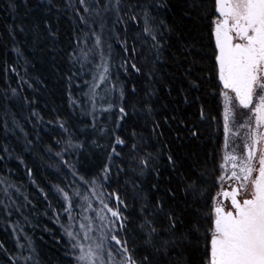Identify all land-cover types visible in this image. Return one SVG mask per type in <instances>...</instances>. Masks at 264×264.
Listing matches in <instances>:
<instances>
[{
  "label": "snow or ice",
  "instance_id": "6c2138e0",
  "mask_svg": "<svg viewBox=\"0 0 264 264\" xmlns=\"http://www.w3.org/2000/svg\"><path fill=\"white\" fill-rule=\"evenodd\" d=\"M70 6L78 18L77 24L83 28L73 36L75 47L68 57L73 67L79 64V71L88 69L92 74V79L85 81L88 87L85 96L91 103V111L85 109V112L92 116L90 127L96 131L97 96L107 84L110 72L112 45H107L109 55L106 56V33H110L109 39L115 37L119 40L117 25H122L127 35L130 26L139 28L143 22V28L131 48L127 39L121 43V48L127 53L121 67L139 73L140 68L135 62L139 55L136 45L139 43L141 48L148 46L149 54L155 56L148 76L150 80L154 79L156 63L167 44L165 33L171 32L163 19H157L154 10L167 8V0H128V3H123V0H77L76 5ZM8 7H15L13 0H9ZM188 14L190 19L202 22L200 39L204 42L201 49L210 50V55L201 57L209 65L204 69L209 73L207 80L196 77L190 82V88L200 91L205 84L210 85L214 89V98H217V109H222V112L219 116L210 117L201 104L198 112L192 113L195 119L177 123L186 130L190 141H196L202 135L201 123L210 119L217 125L218 132L222 116L223 144L205 154V170L198 174L192 168L184 171L183 165L178 164V159L169 150L167 163L178 175L165 181L163 195L157 197L143 195L142 186L132 182L130 206L128 193L121 195L119 188L105 191L111 185V161L120 156L116 147L128 148L131 139L129 152L139 161L133 170L144 175L151 166L157 176L152 187L155 192H161V173L152 161L163 153L140 155L143 137L133 130L130 137L122 138L113 129V139L110 140L112 152L108 154L110 163L93 176L72 171L74 183L78 180L80 186L87 187L89 195L82 196L78 187L69 191L67 187L55 186L57 194L67 205L64 208L68 216L65 231L76 254V264H193L184 256V252L192 248L191 238L195 239L193 250L199 253L196 264H264V0H191ZM113 16L109 29V18ZM97 26L99 32L96 31ZM48 30L51 34V29ZM190 48V45L186 47L185 55ZM75 75L72 72L69 80ZM188 75H191V69ZM110 91H119V103L113 98L101 111L113 113L118 109L116 128H122L130 115L126 93L123 88L117 90L113 87ZM12 93L16 95V89H12ZM136 93L134 86L131 95ZM189 94L185 95L184 102L196 103L199 98L190 102ZM154 96L155 90H147L142 99L132 104L131 113L138 115L143 112L146 118L151 116ZM70 102L75 103L71 97ZM169 120H176V116L165 117L164 123ZM56 123L69 133L65 121L57 120ZM13 124H16L15 120ZM158 129L162 135V125L153 121L152 132L155 134ZM5 130H8L7 121ZM99 131L103 133L105 130L100 128ZM73 139L69 133L67 146L81 147L74 145ZM214 140L218 143L217 134H214ZM30 143L26 139V144ZM3 152L12 155L7 145ZM122 171L116 169L117 178ZM27 172L31 177L32 170ZM173 180L176 181L174 185ZM2 183L4 186L0 192L4 199L0 200V211L11 215L15 204L10 194L13 185L6 179ZM128 183L125 182L126 187ZM16 191L19 192L18 187ZM193 204H200L202 208L192 211L186 219L184 212L192 209ZM15 211L19 212L21 208L16 207ZM130 225H134L131 231ZM130 236L138 238L141 243L136 244ZM201 240L203 247L200 246ZM17 247L23 249L25 246L17 241ZM0 249H4L3 244H0ZM31 259V256L24 257L25 264ZM7 264H20V259L10 256Z\"/></svg>",
  "mask_w": 264,
  "mask_h": 264
},
{
  "label": "trees",
  "instance_id": "16d2710c",
  "mask_svg": "<svg viewBox=\"0 0 264 264\" xmlns=\"http://www.w3.org/2000/svg\"><path fill=\"white\" fill-rule=\"evenodd\" d=\"M13 2L15 7L9 8V0H0V188L6 179L13 185L10 194L15 201L11 215L0 211V244L4 245V249H0V264H7L10 256L19 257L20 264H25L24 257L27 256L32 257L28 264H76V254L72 251L65 231L68 216L64 208L67 205L57 194L55 186L67 187L69 191H75L78 187L82 196L89 195L87 187L80 186L78 180L74 183L72 171L76 170L78 175L93 176L110 163L108 154L112 152L110 140L113 139V129L122 138L130 137L133 130L143 137L140 155L148 152L155 155L158 151L163 153L159 159L152 161V165L161 173V192H155L152 187L157 182V176L151 166L144 175L133 170L139 161L129 152L131 139L128 148L116 147L120 156L111 161V185L105 191L119 188L121 195L128 193L130 206L132 182L142 186L143 195L157 197L163 195L165 181L178 175L172 172L167 163L169 150L178 159V164L183 165L184 171L192 168L198 174L205 170V154L223 144L222 116L218 132L217 125L210 119L201 123L199 129L202 135L196 141H190L186 130L177 123L179 120L191 122L195 119L192 113L198 112L201 104L210 117L219 116L222 112V109H217V98H214V89L210 85L205 84L200 91L190 88V82L196 77L207 80L209 73L204 69L209 65L201 57L210 55V50L201 49L204 42L200 39L202 22L189 18L188 6L191 0H167V8L154 10L157 19H163L171 32L165 33L167 44L156 63V75L150 80L148 73L153 68L155 56L149 54L148 46L141 48L139 43L136 45L139 55L135 62L140 68L139 73L121 67L127 55L121 43L127 39L128 47L131 48L133 40L143 28V22L139 28L130 26L127 35L123 26L117 25L119 40L115 37L109 39L110 33L105 35L106 56L109 55L107 45H112L110 72L107 84L99 90L97 96V130L93 131L90 127L93 118L85 112V109L91 111V103L85 96L88 90L85 81H90L92 74L88 69L79 71V64L73 67L68 57V53L75 47L73 36L83 28L77 24L78 18L70 6L76 5L77 0ZM123 3H128V0H123ZM112 19L114 16L109 18V29ZM96 31H100L99 26ZM189 45L190 52L185 55ZM128 63H131V58ZM189 69L191 75H188ZM72 72L76 75L69 80ZM134 86L137 93L132 96ZM113 87L125 90L130 113L124 127L118 129V109H114L113 113L101 111L108 107L113 98L119 103V91L112 93L110 90ZM12 89H16V95H13ZM150 89L155 90L153 114L147 118L143 112L133 115L132 104L142 99ZM186 94H189L190 102L199 99L194 104H186ZM70 97L75 103L70 102ZM137 107L140 105L137 104ZM173 114L176 120L164 123L165 117ZM13 120L16 124H13ZM57 120L66 122L69 133L74 137L72 143L81 147L67 146L69 133L59 127ZM153 121L162 125V135L159 129L155 134L152 132ZM100 128L105 131L100 132ZM214 134L218 136V143L214 140ZM26 139L31 143L26 144ZM5 145L12 155L3 152ZM49 148L51 151H48ZM57 152L61 155L57 156ZM117 168L123 170L119 178ZM28 169L32 170L31 177ZM126 181L130 182L127 187ZM175 183L173 180L172 184ZM17 187L19 192L16 191ZM3 199L4 195L0 192V200ZM76 203L79 205L80 201ZM167 204L166 201V210ZM16 207H20L21 211H15ZM198 208H202V205L193 204L192 209L184 212L185 218H189L191 212ZM76 211H79L78 207ZM132 219L135 221V215ZM133 226H129L130 231ZM130 239H134L136 244L141 243L138 238L130 236ZM191 239L192 248L184 252V256L196 264L199 253L193 250L196 247L195 239ZM17 241L25 247L18 248ZM200 246L203 247V240Z\"/></svg>",
  "mask_w": 264,
  "mask_h": 264
},
{
  "label": "rangeland",
  "instance_id": "374dc122",
  "mask_svg": "<svg viewBox=\"0 0 264 264\" xmlns=\"http://www.w3.org/2000/svg\"><path fill=\"white\" fill-rule=\"evenodd\" d=\"M85 196V195H84Z\"/></svg>",
  "mask_w": 264,
  "mask_h": 264
}]
</instances>
